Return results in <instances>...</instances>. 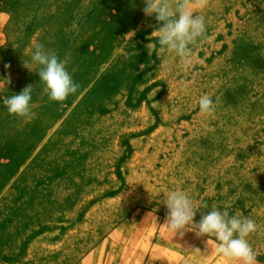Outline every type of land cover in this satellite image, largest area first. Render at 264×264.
<instances>
[{"label":"rangeland","instance_id":"rangeland-1","mask_svg":"<svg viewBox=\"0 0 264 264\" xmlns=\"http://www.w3.org/2000/svg\"><path fill=\"white\" fill-rule=\"evenodd\" d=\"M143 7L0 0V264H82L93 251L97 264H119L124 244L110 234L129 237L145 210L165 218L173 190L208 205L194 222L213 207L255 220L247 239L264 262V0L194 8L206 32L187 71L159 51ZM36 43L81 84L63 107L23 66ZM29 84L31 121L3 104ZM205 94L210 115L199 110ZM198 249V264L219 257Z\"/></svg>","mask_w":264,"mask_h":264},{"label":"clouds","instance_id":"clouds-1","mask_svg":"<svg viewBox=\"0 0 264 264\" xmlns=\"http://www.w3.org/2000/svg\"><path fill=\"white\" fill-rule=\"evenodd\" d=\"M143 4L144 15L154 17L159 24L155 31L159 51L175 53L184 70H189L193 65L191 45L206 32L205 17L194 14L193 9L206 7L208 0H143ZM134 35V31H129L123 38L129 41ZM23 66L30 71L34 66L38 69L37 74L44 85L43 93L50 102H57L61 107L69 96L75 95L81 88V84L67 70L66 62L43 43L34 45L30 59L23 60ZM4 67L10 68V64ZM7 82L11 83L10 77ZM32 92L33 85L29 84L19 94L5 96L3 104L7 112L18 118L33 120L36 114L31 106ZM198 105L203 114L210 115L214 111V101L207 94L200 97ZM165 204L167 211L163 227L173 236L183 237L190 226L197 237H214L217 241L215 252L226 260L236 261L237 264H258L257 253L247 239L258 231L255 220L213 207L207 214H202L198 222H194L197 210L206 209L208 205L194 206L193 200L182 190L170 191ZM193 251L200 252L199 249Z\"/></svg>","mask_w":264,"mask_h":264},{"label":"crops","instance_id":"crops-1","mask_svg":"<svg viewBox=\"0 0 264 264\" xmlns=\"http://www.w3.org/2000/svg\"><path fill=\"white\" fill-rule=\"evenodd\" d=\"M150 214L152 213L149 210H145L144 213L142 211L140 222L129 237L119 229L113 230L110 234V240L124 244L119 264H198V252L193 250L198 249L199 246H205L210 256L216 254L217 243L215 244L211 238L197 237L195 230L190 226L185 230L183 237L173 236L163 227L165 218L156 216L155 222H152ZM81 218L79 215L78 220ZM156 218L160 219L156 220ZM93 252L84 258L82 264H97ZM257 261L258 264H264L258 258ZM206 264H237V262L219 256L215 262L208 260Z\"/></svg>","mask_w":264,"mask_h":264}]
</instances>
